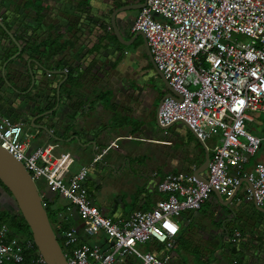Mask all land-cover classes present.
Instances as JSON below:
<instances>
[{
	"label": "crops",
	"instance_id": "0c3cea01",
	"mask_svg": "<svg viewBox=\"0 0 264 264\" xmlns=\"http://www.w3.org/2000/svg\"><path fill=\"white\" fill-rule=\"evenodd\" d=\"M140 2L0 0L4 5L0 6V20L22 46L23 60H36L54 72H44L32 62L34 82L28 68L24 80L19 81L8 67L4 80L0 61L1 114L24 124L30 150L52 146L57 156L69 154L73 159L69 177L88 166L89 200L114 220L153 210L168 197L158 189L167 175L195 174L203 168L206 154L212 155L184 124L167 129L157 124L155 103L168 92L164 80L155 72L142 37L130 46L120 44L111 24L115 10ZM38 5L44 6L40 16ZM140 10L117 16L119 29L128 41L136 34L131 28ZM1 35L0 28V39ZM57 47L61 51L55 56ZM8 48L7 58L19 51L10 39ZM37 52H45L48 58ZM69 69H74L73 73H68ZM45 113L46 117L42 115ZM44 122L49 124V132L39 128ZM256 136L262 139L261 146L247 169L264 163V136ZM218 139V135L213 136L207 146L212 148ZM99 155L102 159L93 163ZM206 174L207 170L203 176ZM37 186L57 233L75 227L79 245L109 247L105 234H86L87 222L67 198L43 182ZM247 187L242 186L229 207L212 194L200 210L183 212L178 219L181 231L172 250L155 241L139 249L160 257L169 255L170 264H264V206L258 210ZM222 199L225 202L229 198ZM67 207H71L70 212ZM60 214L69 219L63 220ZM237 233L240 236L236 239ZM117 264L142 262L128 256Z\"/></svg>",
	"mask_w": 264,
	"mask_h": 264
},
{
	"label": "built area",
	"instance_id": "2783aa9c",
	"mask_svg": "<svg viewBox=\"0 0 264 264\" xmlns=\"http://www.w3.org/2000/svg\"><path fill=\"white\" fill-rule=\"evenodd\" d=\"M131 31L145 35L158 70L180 96L163 101L159 125L185 123L211 151L206 181L195 174H169L158 186L167 199L151 211L114 220L89 200L88 166L69 177V154L57 156L52 146L30 150L24 124L0 112V146L22 162L37 185L43 182L77 208L89 237L106 236L109 247L104 249L99 244L79 245L75 227L56 233L68 264H117L128 256L142 264H170L169 255L143 252L139 246L155 241L172 250L183 212L200 210L215 191L232 197L244 180L252 185L247 187L249 198L264 206V163L246 168L262 142L246 124L254 122V113L264 115V0H147ZM216 135L218 142L209 148L208 141ZM101 159L99 155L93 163ZM28 256L34 264H47L33 239L11 237L3 225L0 264H21Z\"/></svg>",
	"mask_w": 264,
	"mask_h": 264
},
{
	"label": "water",
	"instance_id": "95a60500",
	"mask_svg": "<svg viewBox=\"0 0 264 264\" xmlns=\"http://www.w3.org/2000/svg\"><path fill=\"white\" fill-rule=\"evenodd\" d=\"M146 4H147V0H143V2H140L138 4H128L126 6H123L115 10L112 13L111 24L120 44H123L125 46H130L138 38V36L142 37L144 46L148 53V58L155 72L158 74L160 78L164 80L165 86L168 90V92L163 96L162 100L159 102L157 109V114H158V111L163 101L166 98H171V97L180 98V96L172 89L169 81L165 78L163 73L158 70L154 62L153 56L150 52L148 41L145 35L142 32H137L134 35V37L130 41H128L125 38V36L121 33L117 19L118 14L122 12H131L134 10H140L144 8ZM17 26L20 27L19 23L17 24ZM26 27L27 26H24L23 28ZM0 28L2 30V35L0 39V61H3V68L1 69V77L4 80H7L6 70L8 67L10 68L12 75L15 78H17V80L19 81L24 80V77L27 74L26 68H28L30 71L31 79L34 82L35 76L33 75V72L31 70L32 62L37 64L42 69V71L44 72L49 71L36 60L27 59V61H24L21 56L23 49L22 46L15 40L12 32L1 20H0ZM9 39L17 45L19 51L14 56L7 58V56H9V48H8ZM26 41L30 42V38H26ZM49 73H54V72L49 71ZM42 115L46 117L47 113ZM157 124L159 127H161L158 123V120H157ZM182 124H184L189 129V127L185 123ZM39 128L46 132L50 131L49 124H47V122H44V124L39 126ZM167 128H170V126L165 127V129ZM52 137L59 141H63L61 137H56L54 135H52ZM209 159H210L209 154H206L203 168L195 173V175L198 177L200 181H206V179L203 176V172L207 170ZM0 182L5 188L9 190L10 197L12 198L13 201L14 210L22 215L23 219L25 220L26 224L28 225L32 233V238L37 247V250L39 251L40 255L44 258L46 263L68 264L64 251L58 241V236L54 230L53 224L49 219L48 211L43 204L42 197L40 194L41 191L39 187L34 182V180L32 179L29 172L26 170L22 162L18 161L14 156H12L10 153L4 150L1 146H0ZM244 184L248 185L250 188L252 187V185H250L246 180H244L236 188V191L233 194V196L230 197L225 202L223 201L222 196L219 195L216 191L214 192V194L222 202V204H224V206L229 207L235 195L240 191V189ZM257 208L258 210H263L259 206H257Z\"/></svg>",
	"mask_w": 264,
	"mask_h": 264
},
{
	"label": "trees",
	"instance_id": "16d2710c",
	"mask_svg": "<svg viewBox=\"0 0 264 264\" xmlns=\"http://www.w3.org/2000/svg\"><path fill=\"white\" fill-rule=\"evenodd\" d=\"M44 6L42 5H38V9L37 14L38 16L41 15L42 11L44 10L43 8ZM111 36L114 40H117L116 36L113 34L112 30H111ZM34 52V49L32 50ZM61 48L57 47L53 52V54L56 56L60 53ZM38 54H40L42 57L48 58L47 55L45 54V52H37ZM74 69H69L68 73H73ZM1 184V182H0ZM2 185V184H1ZM2 187H4L2 185ZM4 189L6 190V192H9V190L7 188L4 187ZM48 211V216L49 219L52 223V214L49 212V209L46 208ZM53 227H54V223ZM3 225H7L10 229V236L11 237H19V238H28V239H33L32 238V233L28 227V225L26 224L25 220L23 219L22 215L19 212H9V211H0V228ZM55 232L57 233L55 227H54ZM60 243V241H59ZM10 264H16V263H10ZM21 264H34L29 256L27 257L26 261L24 263Z\"/></svg>",
	"mask_w": 264,
	"mask_h": 264
},
{
	"label": "rangeland",
	"instance_id": "374dc122",
	"mask_svg": "<svg viewBox=\"0 0 264 264\" xmlns=\"http://www.w3.org/2000/svg\"><path fill=\"white\" fill-rule=\"evenodd\" d=\"M240 38V41L243 42V41H246V39L244 37H239ZM154 84V83H153ZM158 105H159V102H156L155 103V107L158 108ZM154 114V112H153ZM253 117H254V122H249L247 125H248V128L249 129H253V133L255 135H261V136H264V115L263 114H260V113H254L253 114ZM248 128L246 127V130H248ZM13 209H11V211H13ZM53 219H52V223H53Z\"/></svg>",
	"mask_w": 264,
	"mask_h": 264
},
{
	"label": "flooded vegetation",
	"instance_id": "af4514ba",
	"mask_svg": "<svg viewBox=\"0 0 264 264\" xmlns=\"http://www.w3.org/2000/svg\"><path fill=\"white\" fill-rule=\"evenodd\" d=\"M140 1L143 2V0ZM0 6L4 7L3 3H0ZM12 9H10V12L13 11ZM13 208H14L13 201L12 198L10 197V194L6 192L4 187H2V185L0 184V211H9V210L11 211V209Z\"/></svg>",
	"mask_w": 264,
	"mask_h": 264
},
{
	"label": "snow or ice",
	"instance_id": "6c2138e0",
	"mask_svg": "<svg viewBox=\"0 0 264 264\" xmlns=\"http://www.w3.org/2000/svg\"><path fill=\"white\" fill-rule=\"evenodd\" d=\"M175 229H173V231H174Z\"/></svg>",
	"mask_w": 264,
	"mask_h": 264
}]
</instances>
